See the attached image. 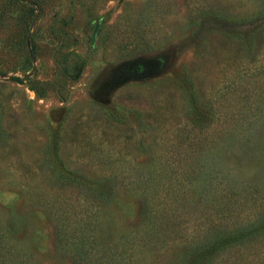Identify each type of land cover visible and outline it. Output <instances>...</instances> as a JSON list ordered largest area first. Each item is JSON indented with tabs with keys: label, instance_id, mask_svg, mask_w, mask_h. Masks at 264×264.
<instances>
[{
	"label": "rangeland",
	"instance_id": "1",
	"mask_svg": "<svg viewBox=\"0 0 264 264\" xmlns=\"http://www.w3.org/2000/svg\"><path fill=\"white\" fill-rule=\"evenodd\" d=\"M20 16L0 0V264H83L62 236L85 229L93 264H183L261 218L264 0H50L29 37ZM223 259L264 264V240Z\"/></svg>",
	"mask_w": 264,
	"mask_h": 264
},
{
	"label": "trees",
	"instance_id": "2",
	"mask_svg": "<svg viewBox=\"0 0 264 264\" xmlns=\"http://www.w3.org/2000/svg\"><path fill=\"white\" fill-rule=\"evenodd\" d=\"M50 0H13V3L19 7L21 10V16L19 20L20 29L27 33L28 37L31 34L30 31L32 30L36 20H38L42 15H44L45 9L48 6ZM72 177H70L69 181L73 185H79L83 190L87 193H91L94 195L103 194L105 190H109L111 187L104 183V180H92L87 178L84 175H77L76 173H70ZM74 176V177H73ZM106 195V194H105ZM170 197V201L172 202L169 207L166 208L167 213L171 212L174 214L176 212V208L174 204H182L185 199L182 194H168ZM174 203V204H173ZM154 205L151 207V213L154 212L155 216L159 215V218L165 220L164 222L170 221L173 215L166 216V212L164 210H159L158 208L153 210ZM162 209V208H161ZM228 214L233 213L232 210L227 212ZM158 218V217H154ZM90 225V223H87ZM85 226H88V225ZM156 224V223H155ZM152 228L154 229V235L157 237H162L165 233L160 231V227L157 228L152 223ZM89 229H85L82 231L80 236H76L75 234L70 237L64 231L63 233V242L65 244H69L72 247V250L75 251L76 257L79 262L83 264H93L94 257L96 254L95 244L94 242H88L87 237ZM160 234V236L158 235ZM202 240H195L196 243H192V247L188 250L183 264H224L226 260H224V255L230 253V251L244 250L245 248L252 246L256 243L263 242L264 240V214L261 216L259 220L250 224L248 226H241L238 227L237 230H228L225 229H212L208 232L204 233ZM74 238V239H73ZM73 239V240H71ZM71 240V242H69ZM162 240V238H161ZM132 246H129L126 257L124 255H117L118 252L110 253L108 256L110 258L109 264H122L123 258L126 260L127 256L129 259L132 258L130 254V250ZM133 264V263H129ZM135 264V263H134Z\"/></svg>",
	"mask_w": 264,
	"mask_h": 264
},
{
	"label": "flooded vegetation",
	"instance_id": "3",
	"mask_svg": "<svg viewBox=\"0 0 264 264\" xmlns=\"http://www.w3.org/2000/svg\"><path fill=\"white\" fill-rule=\"evenodd\" d=\"M132 64H138V65H134L131 66L130 69L128 71H137V73L139 74H144L147 72H152L151 69L149 67H146L145 64H157V61H140V62H136V63H132Z\"/></svg>",
	"mask_w": 264,
	"mask_h": 264
},
{
	"label": "water",
	"instance_id": "4",
	"mask_svg": "<svg viewBox=\"0 0 264 264\" xmlns=\"http://www.w3.org/2000/svg\"><path fill=\"white\" fill-rule=\"evenodd\" d=\"M100 28V22L97 23L95 29H94V33H93V44H95L96 38H97V34ZM134 65H138V64H134ZM133 65V66H134ZM156 64H145L146 67H149L150 69L153 68Z\"/></svg>",
	"mask_w": 264,
	"mask_h": 264
}]
</instances>
